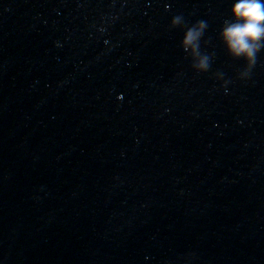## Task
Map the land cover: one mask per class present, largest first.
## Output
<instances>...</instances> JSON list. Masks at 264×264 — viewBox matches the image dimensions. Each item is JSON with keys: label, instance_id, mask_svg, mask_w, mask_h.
I'll use <instances>...</instances> for the list:
<instances>
[{"label": "water", "instance_id": "water-1", "mask_svg": "<svg viewBox=\"0 0 264 264\" xmlns=\"http://www.w3.org/2000/svg\"><path fill=\"white\" fill-rule=\"evenodd\" d=\"M235 2L0 0V264H264V49L241 79Z\"/></svg>", "mask_w": 264, "mask_h": 264}, {"label": "clouds", "instance_id": "clouds-1", "mask_svg": "<svg viewBox=\"0 0 264 264\" xmlns=\"http://www.w3.org/2000/svg\"><path fill=\"white\" fill-rule=\"evenodd\" d=\"M231 20H225L219 39L226 53L233 59L245 62L240 74L243 79L257 62V54L264 49V2L262 0H236L230 9ZM183 22L181 16H175L171 26ZM207 28L206 21H197L184 32L180 47L192 59V67L197 72L207 71L211 57L200 51V40Z\"/></svg>", "mask_w": 264, "mask_h": 264}]
</instances>
